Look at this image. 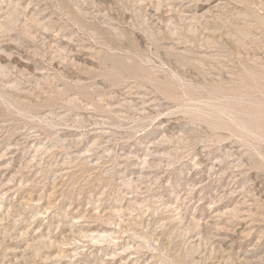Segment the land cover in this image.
I'll list each match as a JSON object with an SVG mask.
<instances>
[{"label":"rangeland","instance_id":"374dc122","mask_svg":"<svg viewBox=\"0 0 264 264\" xmlns=\"http://www.w3.org/2000/svg\"><path fill=\"white\" fill-rule=\"evenodd\" d=\"M0 264H264V0H0Z\"/></svg>","mask_w":264,"mask_h":264}]
</instances>
